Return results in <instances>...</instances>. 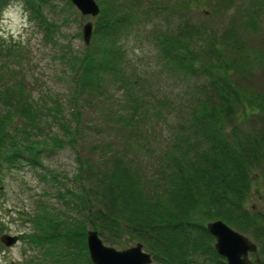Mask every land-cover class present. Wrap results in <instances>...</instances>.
I'll return each mask as SVG.
<instances>
[{
    "label": "trees",
    "instance_id": "16d2710c",
    "mask_svg": "<svg viewBox=\"0 0 264 264\" xmlns=\"http://www.w3.org/2000/svg\"><path fill=\"white\" fill-rule=\"evenodd\" d=\"M10 1L0 0V11ZM21 1L31 18L45 23L40 8L51 0ZM95 1L100 12L94 18L93 43L81 56L67 58L78 76L75 100L85 94L89 102H101L97 90L122 74L118 37L141 27L148 12H187L192 0ZM232 2L215 0L225 8ZM210 29L205 23L152 28L162 66L204 81L178 129L166 144L154 147V161L131 152L126 135L134 127L132 116L120 115L111 125L126 144L115 142L109 153L107 141L87 153L76 149L80 111L72 114L73 126L59 123L63 135H46L42 122L49 115L42 117L43 110L18 76L19 45L0 39V176L18 165L41 167L44 152L66 147L75 151L73 186L57 196L66 198L77 217L45 204L28 221L31 233L20 240L43 248L52 264H92L86 247L89 230L110 247L142 244L151 264H227L206 230L208 222L221 220L257 245L252 258L259 262L254 264H264V214L245 206L252 173L264 188V44L255 32L234 24L219 33Z\"/></svg>",
    "mask_w": 264,
    "mask_h": 264
},
{
    "label": "rangeland",
    "instance_id": "374dc122",
    "mask_svg": "<svg viewBox=\"0 0 264 264\" xmlns=\"http://www.w3.org/2000/svg\"><path fill=\"white\" fill-rule=\"evenodd\" d=\"M232 3L225 8L217 5L215 0H192L187 12L176 11L160 16L148 12L141 27L118 37L124 53L123 75L97 90L103 99L99 103L86 101L85 94L78 100L74 97L78 76L67 63V58L81 56L86 47L92 45L93 36L89 45L84 43L82 27L88 22L94 25V19L82 16L69 1L51 0L41 7L42 17L46 20L41 24L30 17L21 0H11L6 8H22L30 25L18 35L0 24V39L6 45H19L16 49L22 54V72L19 71L18 76L21 79L23 76L29 94L43 110L42 117L44 113L49 115L46 120L42 118L46 135H63L59 123H72L73 126L72 114L80 111L81 142L76 149L87 153L91 146L107 141L109 153V146L112 145L113 149L115 142L119 146L126 144L123 134L117 131L118 128L112 130L111 125L117 124L115 120L120 115L123 118L132 116L134 127H130L129 135H126L132 143L131 152L138 153L145 161H154V147L166 144L169 135L178 129L182 116L196 101L197 85L204 81L180 76L178 72L162 66L153 43L152 28L176 29L182 25L193 27L205 23L219 33L224 27L234 24L255 32L254 37L264 44V2L233 0ZM261 57L264 60L263 52ZM55 105L59 106V112L50 110ZM43 154L41 167L18 165L0 176V238L3 235L19 237L11 247H4L0 242V264H52L51 257L45 255L43 248L20 240L21 236L31 233L28 221L43 205L77 217V213L66 206V198L62 200L57 196L58 192H65L66 186H73L75 151L66 147ZM261 183V179L252 173L245 206L264 214ZM135 244L133 242L131 246Z\"/></svg>",
    "mask_w": 264,
    "mask_h": 264
},
{
    "label": "water",
    "instance_id": "95a60500",
    "mask_svg": "<svg viewBox=\"0 0 264 264\" xmlns=\"http://www.w3.org/2000/svg\"><path fill=\"white\" fill-rule=\"evenodd\" d=\"M82 16L95 18L99 14V6L94 0H69ZM93 33V24L86 23L82 27V39L86 45L90 44ZM207 232L214 238V249L223 257L227 264H253L251 254L257 252V246L246 236L230 228L221 220L206 224ZM2 244L11 247L17 243V236L3 235ZM86 247L92 264H151V256L143 251L140 243L132 247L117 250L106 246L97 232L89 230L86 235ZM259 262V259L254 261Z\"/></svg>",
    "mask_w": 264,
    "mask_h": 264
},
{
    "label": "clouds",
    "instance_id": "9594fccd",
    "mask_svg": "<svg viewBox=\"0 0 264 264\" xmlns=\"http://www.w3.org/2000/svg\"><path fill=\"white\" fill-rule=\"evenodd\" d=\"M0 24H3L6 30L19 35L29 27L30 22L22 8L10 6L0 11Z\"/></svg>",
    "mask_w": 264,
    "mask_h": 264
}]
</instances>
